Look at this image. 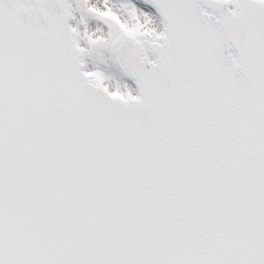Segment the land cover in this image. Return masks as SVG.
<instances>
[{
    "label": "snow or ice",
    "instance_id": "6c2138e0",
    "mask_svg": "<svg viewBox=\"0 0 264 264\" xmlns=\"http://www.w3.org/2000/svg\"><path fill=\"white\" fill-rule=\"evenodd\" d=\"M0 264H264V0H0Z\"/></svg>",
    "mask_w": 264,
    "mask_h": 264
},
{
    "label": "water",
    "instance_id": "95a60500",
    "mask_svg": "<svg viewBox=\"0 0 264 264\" xmlns=\"http://www.w3.org/2000/svg\"><path fill=\"white\" fill-rule=\"evenodd\" d=\"M234 50V49H233ZM234 52H235V50H234Z\"/></svg>",
    "mask_w": 264,
    "mask_h": 264
}]
</instances>
